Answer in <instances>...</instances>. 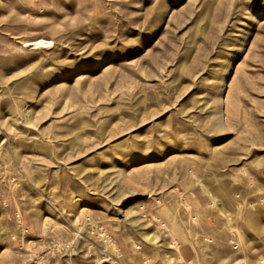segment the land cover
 Segmentation results:
<instances>
[{"label":"rangeland","instance_id":"374dc122","mask_svg":"<svg viewBox=\"0 0 264 264\" xmlns=\"http://www.w3.org/2000/svg\"><path fill=\"white\" fill-rule=\"evenodd\" d=\"M67 243L264 264V0H0V264Z\"/></svg>","mask_w":264,"mask_h":264},{"label":"built area","instance_id":"2783aa9c","mask_svg":"<svg viewBox=\"0 0 264 264\" xmlns=\"http://www.w3.org/2000/svg\"><path fill=\"white\" fill-rule=\"evenodd\" d=\"M157 203L159 204L160 203V201H157ZM99 232H100V235H101V237L104 239V240H109L110 239V236H109V234H108V232H107V229L106 228H104V227H100L99 228ZM70 244L69 243H67V244H57V245H55V246H53V248L51 249V250H49V251H46V252H44L41 256H39V257H37L33 262H31L30 264H42L43 263V261L48 257V255L51 253V251H52V253L53 254H56V252L59 254H61L62 252H67V251H70ZM140 249V248H139ZM61 264H70V263H68V262H63V263H61Z\"/></svg>","mask_w":264,"mask_h":264},{"label":"bare ground","instance_id":"6f19581e","mask_svg":"<svg viewBox=\"0 0 264 264\" xmlns=\"http://www.w3.org/2000/svg\"><path fill=\"white\" fill-rule=\"evenodd\" d=\"M39 43H43V42H39ZM29 44H32V42H29ZM154 241L156 240V239H153Z\"/></svg>","mask_w":264,"mask_h":264}]
</instances>
